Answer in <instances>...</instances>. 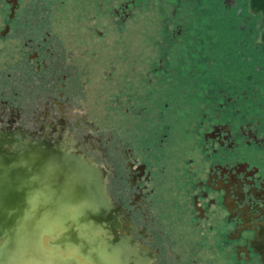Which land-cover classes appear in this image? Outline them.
<instances>
[{"label": "flooded vegetation", "instance_id": "af4514ba", "mask_svg": "<svg viewBox=\"0 0 264 264\" xmlns=\"http://www.w3.org/2000/svg\"><path fill=\"white\" fill-rule=\"evenodd\" d=\"M37 1L40 7L45 5L46 0ZM84 1L86 4L91 0ZM60 2V5L67 3L66 0ZM37 5L35 0H0V14H3L4 6L7 7L0 28V40L11 41L9 43L16 51L17 59L21 56L27 61H34L36 65L32 66V70L40 72L47 66L50 55V49L42 42L47 41L50 33L45 32L44 37L38 40L33 36L35 32H28L29 38L19 46L14 43L18 40L20 25L22 28L34 27L33 13ZM151 5L158 6L157 14L152 12L153 16L146 11ZM102 6L99 4V8ZM131 8L139 9V23L143 25L141 34H149V38L144 36L146 43L157 53L154 54L157 64L151 71L148 70V74L153 73L159 79L154 81L160 90L158 96L163 98L161 91L168 92L169 99L159 105V116L166 117L172 106V112L177 116L179 114V117L176 116L179 122L189 121L191 126L187 138H196L198 149L204 153L203 176L194 167V159L188 160V165L192 167L188 174L189 182L186 183L192 184L190 199L196 220L199 223L208 221V215L213 210L211 219L218 226L212 239L218 242L219 249H232L231 264H264V40L259 38L264 32V2L127 0L114 9L125 32L130 29L131 23L127 20L132 16ZM65 10L64 17L67 14ZM164 10L173 12L172 17L164 15ZM171 19L175 25L168 35L166 31L172 24ZM151 27L155 30L149 33ZM97 34L102 35L98 31ZM177 63L180 64L174 69ZM165 72L169 76L164 75ZM172 75L174 78L169 80ZM152 81L150 78L149 83ZM60 91L55 93L58 97L63 96ZM8 104L14 106L10 99L0 100V113L4 112L3 108H12ZM53 105L57 106V103L48 97L41 109ZM183 110L185 112L182 113ZM14 127V122L0 123V128L4 129L0 135L37 143L27 147V150L18 149L12 153L0 147V159L12 170L25 160L29 169L44 172L39 176L38 183L45 186L49 193L53 188L75 192L77 182L73 177L76 176L81 186L78 193H74L75 199L70 201L74 207H69L68 211L81 219V229L89 231L99 224L110 227L111 248L118 243L123 245L125 264H151V251L135 245L130 223L118 221L120 212L117 210L120 208L117 209L105 193L104 167H97L84 156L72 157L71 154L78 152L72 150L76 141L71 135L60 131L52 143L51 132L45 131L39 139H35L26 137L21 129L13 131ZM50 149L57 151L56 162L48 158ZM124 150L126 147L123 146L120 152ZM26 152L32 156L28 160L23 158ZM62 152L64 155L60 157ZM36 159L43 161L37 164ZM136 167L140 170H134ZM126 168V181L131 192L129 199L131 204H135V198L141 196L139 180L145 173V166L127 161ZM44 198L49 199L47 195ZM80 203L81 209H75ZM222 214L223 221L220 218ZM117 227L121 229L120 234ZM225 227L230 229L225 231ZM209 229L213 231V226ZM221 236L222 244L219 243Z\"/></svg>", "mask_w": 264, "mask_h": 264}, {"label": "rangeland", "instance_id": "374dc122", "mask_svg": "<svg viewBox=\"0 0 264 264\" xmlns=\"http://www.w3.org/2000/svg\"><path fill=\"white\" fill-rule=\"evenodd\" d=\"M66 1V5H60V0H46L39 7L35 0L38 7L33 13L34 27H18V40L14 42L18 46L29 38L28 32H35L33 36L38 40L45 32L50 33L42 42L50 49L42 71L32 70L36 65L32 60L21 56L17 59L11 41L0 40V100L10 99L14 104L3 108L0 123L14 122L12 130L21 129L28 138L39 139L43 132H51L52 143L60 131L71 135L76 141L72 149L97 167H104L106 196L120 208L123 223H130L135 245L151 251V264H231L232 249H219L218 242L212 239L218 226L211 219L213 210L208 215L210 219L200 223L193 212L192 184L186 183L192 167L188 160L194 159V167L203 176L204 153L198 149L196 138H187L191 124L188 120L179 122L172 106L166 117L159 116V105L169 97L163 91V98L158 96L160 90L154 81L159 79L148 74L157 64L156 52L144 38L149 34H141L139 9H130L132 16L127 23L131 25L125 32L114 9L127 0H91L86 4L84 0ZM99 4H103L102 8ZM157 8L147 6L146 11L153 16ZM6 14L4 6L0 28ZM166 14L172 17L173 12ZM171 21L165 32L168 35L175 25ZM154 30L151 27L149 33ZM56 89L62 90V97L55 94ZM48 97L57 106L41 109ZM32 143L35 142L0 135V147L5 152L27 150ZM123 146L126 150L120 152ZM127 161L145 166L139 180L141 196L135 198V204L129 199ZM18 212L17 207L10 208L0 220V227L16 218ZM219 238L222 244L223 237ZM49 244V240L44 244L47 251ZM17 263L21 264H13Z\"/></svg>", "mask_w": 264, "mask_h": 264}, {"label": "bare ground", "instance_id": "6f19581e", "mask_svg": "<svg viewBox=\"0 0 264 264\" xmlns=\"http://www.w3.org/2000/svg\"><path fill=\"white\" fill-rule=\"evenodd\" d=\"M53 150L50 149L48 158L56 162L57 151ZM74 151L78 153L71 154L72 157L84 158L78 150ZM60 154L62 157L64 152ZM31 157L28 152L23 155L27 160ZM42 161L36 159L37 164ZM42 174L29 169L25 160L12 170L0 159V220L10 208L19 210L16 218L7 220L6 217L7 223L0 227V264H125L123 245L118 243L111 248L110 227L99 224L85 231L81 229V219L69 213L68 208L74 207L70 201L75 199L74 193L81 186L76 176L73 177L77 182L75 192L53 188L49 193L38 183ZM46 195L49 199L44 198ZM81 207L82 203L75 209ZM118 221L123 223L120 216ZM116 229L120 234V227ZM47 240L50 241L48 251L44 247Z\"/></svg>", "mask_w": 264, "mask_h": 264}, {"label": "snow or ice", "instance_id": "6c2138e0", "mask_svg": "<svg viewBox=\"0 0 264 264\" xmlns=\"http://www.w3.org/2000/svg\"><path fill=\"white\" fill-rule=\"evenodd\" d=\"M259 38H260L261 40H264V32H261V33H260ZM3 131H4V129L0 128V134H2Z\"/></svg>", "mask_w": 264, "mask_h": 264}, {"label": "water", "instance_id": "95a60500", "mask_svg": "<svg viewBox=\"0 0 264 264\" xmlns=\"http://www.w3.org/2000/svg\"><path fill=\"white\" fill-rule=\"evenodd\" d=\"M264 2V0H262Z\"/></svg>", "mask_w": 264, "mask_h": 264}]
</instances>
